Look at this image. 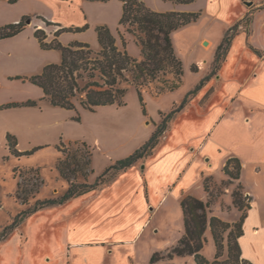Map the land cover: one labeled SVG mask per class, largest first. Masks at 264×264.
<instances>
[{
	"label": "crops",
	"instance_id": "crops-1",
	"mask_svg": "<svg viewBox=\"0 0 264 264\" xmlns=\"http://www.w3.org/2000/svg\"><path fill=\"white\" fill-rule=\"evenodd\" d=\"M144 1L156 11H197L192 4L198 0L191 3L166 0L165 4L162 2L165 0ZM231 1L240 8L224 28L223 38L231 26L248 15L249 24L240 26L225 60L214 73L216 53L223 38L216 46L212 38L202 39L208 49L215 46L212 64L206 73L209 78L168 120L153 154L93 190L29 214L26 221H20L0 240V264H146V257L156 251L147 246L144 257L139 254V245L147 230H160L161 212L181 218V200L186 195L209 201L207 177L215 184L229 182L211 204L210 216L230 223L242 220V233L238 237L241 255L252 264H264V0ZM114 2L117 1L109 4L121 10L120 4ZM218 2L221 6V0ZM93 7L89 0H0V9L10 16L3 23L17 22L30 14L59 24L49 30L31 17L33 26L26 31V38L37 49L42 48L35 37L38 28L44 29L47 40L51 41L60 28L89 24L92 29L108 24L103 18L93 20ZM23 32L10 38L17 39ZM17 55L20 67L32 63L24 49L17 50ZM57 61L39 63L33 75ZM21 73L8 72L5 76L18 80L16 77ZM11 108L20 110V107ZM2 115L0 111V119ZM4 128H0V133L6 135L8 148V132H18L8 126ZM173 130L178 137L168 136ZM230 158L241 163L237 179L224 171ZM237 186L247 200L242 210L234 203ZM44 199L36 197L37 201ZM210 229L208 226L206 233ZM177 231L182 237V229ZM176 241L173 237L170 246L160 249L161 254L165 256Z\"/></svg>",
	"mask_w": 264,
	"mask_h": 264
},
{
	"label": "rangeland",
	"instance_id": "rangeland-1",
	"mask_svg": "<svg viewBox=\"0 0 264 264\" xmlns=\"http://www.w3.org/2000/svg\"><path fill=\"white\" fill-rule=\"evenodd\" d=\"M111 1L113 0L106 2L90 1L94 6L92 9L93 20L98 21L103 18L108 21V24H104L112 29L119 38L120 43V33L124 34L128 53L134 57H139L141 55L139 45L120 26L122 2L114 0L121 7V10L118 9L117 11V7L109 4ZM162 2L165 4L167 1ZM231 2V0H221L222 4L219 6L218 0H198L192 6L196 7L197 11H201L199 19L173 31V44L178 56L183 61L185 69L183 84L177 90L154 96L145 90L140 94L136 87L131 86L125 96L126 104L124 106L117 104L100 106L95 111L86 109L81 105H78L77 110L66 109L54 106L47 100L41 101L39 106L35 108L19 106L20 110L16 111L12 110L13 108H1L2 105L10 102H22L28 99L39 100L43 94L42 89L30 80H9L5 76L8 72H22V75L19 76L31 77L37 65L45 60L58 59L57 62L52 63H60L62 53L59 49L42 50V48L37 49L29 44L26 31L32 28L33 23L31 22L25 31H22L23 36L17 39L10 38L0 41V102H2L0 111H3L0 128L8 126L18 132L8 133L17 137L18 148L21 151L40 147L31 155L15 158L6 147V135L2 136L0 133V204H2L0 206V232L5 230L7 226L13 225L15 218L23 210L32 208L37 201V196L40 199L51 196L58 198L64 194L68 182L59 176L55 167L56 160L61 155L58 152V145L62 142L69 144L70 142L81 141L86 142L92 148L93 173L90 177L94 182L108 166L130 156L144 145L161 126L164 113L169 114L176 104H181L188 94L206 77L214 58V48L223 38L224 28L239 12L240 5L237 7L235 3L232 2V4ZM108 5L110 6L106 8ZM26 16L32 17L35 23H40L49 30L55 26L54 24L48 25L42 19L44 18L42 16L33 17L30 14ZM9 17L0 9V25L10 23H3L9 20ZM84 26L87 27L81 31H62L63 37H58L59 40L63 44L76 40L88 42L94 49H98L99 42L96 36V27L91 29L89 24ZM205 37L212 38L215 46L208 49L205 46L206 43L202 44L201 41ZM24 46L27 47L24 48ZM22 49L31 56L30 59L32 60V63H28L24 67H20L17 63L19 61L17 50ZM197 65H199L200 71L194 70V67L198 69ZM168 136L171 138L178 137L174 130L169 131ZM71 148L75 150L77 146L73 145ZM143 165L144 163L141 164L142 167ZM232 165L235 166L236 162H233ZM16 167H18L17 172H15ZM83 181L81 176L78 177L77 183ZM20 182V195L27 197V203L25 204L17 198ZM228 183V181H224L215 184L210 178H206L205 186L209 192V200L212 203L222 195L221 192ZM235 191H238L242 195V200L247 203L239 186ZM29 216L27 215L23 221H26ZM158 221L161 223L160 230H154V232L152 228L147 230L143 238L144 241L139 245V254L142 257L147 252L144 251L147 246L155 248L154 254L157 252L161 254L160 249L170 246L173 237L177 238V241L180 240L181 237L177 235L179 234L177 230L182 229L181 236L185 232L183 213L180 218L174 213L173 215H166L165 212H161ZM238 222H228L231 225L229 228L219 229V248L216 246L212 230L210 229L206 233L207 242L203 254L207 259L213 261L219 253V260L228 259L230 243H233L229 234L232 229L237 232L236 223ZM167 253L156 264H197L193 255H175L170 259L167 258ZM153 255L146 257V264L151 261Z\"/></svg>",
	"mask_w": 264,
	"mask_h": 264
},
{
	"label": "trees",
	"instance_id": "trees-1",
	"mask_svg": "<svg viewBox=\"0 0 264 264\" xmlns=\"http://www.w3.org/2000/svg\"><path fill=\"white\" fill-rule=\"evenodd\" d=\"M14 1V0H11ZM109 1V0H90ZM123 3V13L120 24L125 31L135 38L141 49V55L134 57L126 49V38L120 33V40L107 24L98 25L96 28L99 48L94 49L88 42L72 41L63 44L59 35L64 30L81 31L84 27L61 28L55 32V37L47 40L44 29L38 28L35 37L43 49H59L62 53L60 63L47 64L41 73L31 77L17 76L16 79L30 80L39 86L43 96L39 100L28 99L22 102H10L1 108L19 106H39L43 100L50 104L66 109H76L78 105L95 111L100 106L117 104L124 106L125 96L131 86L137 88L141 94L143 90L154 96H159L177 90L184 81L185 69L182 59L178 56L172 40V33L179 27L195 22L201 16L200 11H156L150 8L144 0H120ZM176 3H191L195 0H172ZM30 16H24L17 22L0 25V40L16 36L24 31ZM48 25L58 23L42 18ZM250 16L238 21L227 31L218 47L213 66L216 72L225 60L234 36L239 32L241 25H248ZM197 67H194V70ZM209 76L196 86L179 105L164 115L163 122L153 136L130 156L118 160L108 166L95 182H90L92 169V148L81 141L62 142L58 145L61 155L57 158L55 167L61 178L68 182L65 193L58 198L36 201L32 208L23 210L15 218L13 225H9L0 232V240L7 237L14 227L32 212L49 205L61 204L74 197L93 190L100 185L112 180L118 173L126 170L140 159L153 154L159 145L160 137L167 128L168 120L179 111L188 101L190 96L196 94ZM142 98V96H141ZM79 119V117H77ZM77 146L73 150L71 147ZM7 146L12 155L17 158L31 155L40 147L32 150L21 151L18 148V139L15 135L7 134ZM64 147V148H63ZM236 162L233 166L232 163ZM18 167L15 168L17 172ZM241 163L236 158H230L224 167L230 178H239ZM83 178L82 183H77L78 177ZM43 183V181H41ZM21 182L17 198L27 203V197L20 195ZM38 192V191H35ZM211 201H203L193 195H186L181 200L184 214L185 232L178 243L167 253V258L175 255H193L197 264H252L241 255L238 237L242 233V220L236 223L237 232L230 231V250L228 259L221 261L218 256L215 260L207 259L203 254L207 242L206 230L211 227L217 248L220 247L219 229H227L231 225L217 216H210ZM234 203L241 210L245 208L242 195L234 192ZM164 256L155 253L148 264H156Z\"/></svg>",
	"mask_w": 264,
	"mask_h": 264
},
{
	"label": "water",
	"instance_id": "water-1",
	"mask_svg": "<svg viewBox=\"0 0 264 264\" xmlns=\"http://www.w3.org/2000/svg\"><path fill=\"white\" fill-rule=\"evenodd\" d=\"M31 22V19L29 20V23Z\"/></svg>",
	"mask_w": 264,
	"mask_h": 264
}]
</instances>
